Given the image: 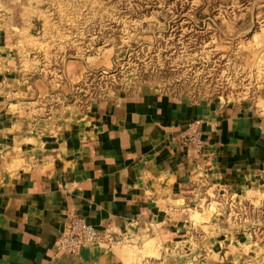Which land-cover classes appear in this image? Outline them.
I'll return each mask as SVG.
<instances>
[{
    "label": "crops",
    "instance_id": "obj_1",
    "mask_svg": "<svg viewBox=\"0 0 264 264\" xmlns=\"http://www.w3.org/2000/svg\"><path fill=\"white\" fill-rule=\"evenodd\" d=\"M44 2L0 0V264H263L227 210L264 192V98L86 89L111 62L45 61ZM69 214L115 245L57 252Z\"/></svg>",
    "mask_w": 264,
    "mask_h": 264
},
{
    "label": "rangeland",
    "instance_id": "obj_2",
    "mask_svg": "<svg viewBox=\"0 0 264 264\" xmlns=\"http://www.w3.org/2000/svg\"><path fill=\"white\" fill-rule=\"evenodd\" d=\"M44 6L45 61L111 62L88 74L86 89L149 87L263 108L256 106L264 98V0H45ZM227 211L253 223L251 240L264 256V192Z\"/></svg>",
    "mask_w": 264,
    "mask_h": 264
},
{
    "label": "built area",
    "instance_id": "obj_3",
    "mask_svg": "<svg viewBox=\"0 0 264 264\" xmlns=\"http://www.w3.org/2000/svg\"><path fill=\"white\" fill-rule=\"evenodd\" d=\"M205 128L206 124L196 118L178 126L176 137L185 145L192 146L197 153H201L206 145ZM88 245H104L110 249L115 245V240L108 233L98 232L84 218L69 214L65 220V230L57 236L54 248L57 252L73 256L80 248Z\"/></svg>",
    "mask_w": 264,
    "mask_h": 264
}]
</instances>
